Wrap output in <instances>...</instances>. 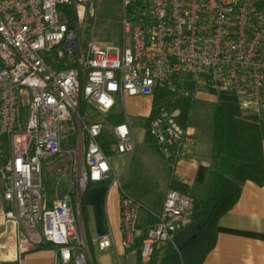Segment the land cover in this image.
<instances>
[{
  "label": "built area",
  "instance_id": "built-area-1",
  "mask_svg": "<svg viewBox=\"0 0 264 264\" xmlns=\"http://www.w3.org/2000/svg\"><path fill=\"white\" fill-rule=\"evenodd\" d=\"M261 0H121L119 45L97 41L85 21L98 0H0V180L9 207L19 252L39 241L56 249L64 264H88L86 245L69 199L45 205L40 160L61 151L59 126L76 123L85 170L68 174L69 190L77 194L86 182L107 176V155L96 141L102 121L84 122L79 100L108 111L115 97L152 96L157 89L173 91L174 81L187 77L195 89L235 97L241 115L264 112V5ZM74 8V23L60 18L58 7ZM62 13V12H61ZM21 89L27 111L21 114ZM178 108L160 109L147 122L152 145L173 173L178 160L196 143L193 129L178 122ZM4 140V141H3ZM107 141L113 152H131L127 122L112 126ZM190 195L169 188L155 220L136 226L140 205L121 193V245L141 237L139 254L149 259L153 245L171 242L189 222ZM108 235L97 239L102 250Z\"/></svg>",
  "mask_w": 264,
  "mask_h": 264
},
{
  "label": "crops",
  "instance_id": "crops-1",
  "mask_svg": "<svg viewBox=\"0 0 264 264\" xmlns=\"http://www.w3.org/2000/svg\"><path fill=\"white\" fill-rule=\"evenodd\" d=\"M261 1L264 5V0ZM20 94L21 101L27 102L26 89H21ZM152 98L153 95H117L114 105L106 112L81 98L86 106V118L102 121L104 128L107 120L110 129L116 123L127 122L133 137V149L131 152L111 151L107 146L111 132L104 141H98L101 147L107 148L104 152L109 172L100 180H88L78 194L69 190L68 174L71 169L77 173L85 170L84 144L82 154L81 147H76L74 141L70 144L61 140L59 153L40 160V170L42 164L50 160L49 169L54 171L51 175L53 189L59 191V196L44 197L45 205L49 206L59 199L70 200L76 226L87 247L88 264H138L140 236L132 246L121 245L119 200L122 192L139 203L136 226L141 230L155 220L169 188L188 194L192 199L198 198L217 172L218 162L210 157L211 128L207 133L187 124L193 129L196 143L190 155L179 159L175 171L171 173L166 160L152 145L146 133ZM117 100L122 102V111L116 107ZM256 117L264 167V112ZM65 165L68 169L62 179L59 168ZM64 180V185L60 187ZM40 182L42 192V177ZM1 188L0 180V262L64 264L53 246L39 247L42 244L39 241L31 243L26 251L19 252L12 222L3 214L9 205L2 198ZM101 234L108 235L111 240L110 246L102 250L97 247V239ZM212 240L200 264H264V182L257 184L246 180L242 183L237 201L218 217Z\"/></svg>",
  "mask_w": 264,
  "mask_h": 264
},
{
  "label": "trees",
  "instance_id": "trees-1",
  "mask_svg": "<svg viewBox=\"0 0 264 264\" xmlns=\"http://www.w3.org/2000/svg\"><path fill=\"white\" fill-rule=\"evenodd\" d=\"M58 9L60 18L64 19L68 26H72L75 18L73 6L62 4ZM152 99L151 113L147 122L160 109L178 108L180 111L179 124L187 125L188 97L173 96L166 89H157ZM81 101L80 98L79 113L81 117H86L84 115L86 106ZM213 109L210 157L218 162V168L205 192L193 199V205L188 214L189 221L196 222L197 232L180 249L175 248L171 242L155 243L149 259L144 262L139 256L138 264H200L213 243L212 236L218 217L237 201L242 183L246 180L257 184L264 182L262 143L257 117L242 116L235 97L228 93H219L215 96ZM102 148L104 151L107 149L105 146ZM139 242H141V237ZM205 244L206 248L202 251ZM47 245L42 243L39 247ZM0 264L17 263L2 261Z\"/></svg>",
  "mask_w": 264,
  "mask_h": 264
},
{
  "label": "rangeland",
  "instance_id": "rangeland-1",
  "mask_svg": "<svg viewBox=\"0 0 264 264\" xmlns=\"http://www.w3.org/2000/svg\"><path fill=\"white\" fill-rule=\"evenodd\" d=\"M121 16V0H98L97 8L94 15L85 21V28L89 31V35L97 41L119 45L122 37V27L120 24ZM176 82V83H175ZM175 89L168 91L170 95L188 97L189 111L187 115V124L199 128L201 131L208 133L211 128L212 110L215 104L214 94L201 89L194 88V82L190 78H186L181 84L174 81ZM163 100V98H161ZM122 102L117 100L116 107L121 109ZM27 111V104L25 100L21 101V114L24 115ZM122 111V109H121ZM84 122L90 123L94 121L82 116ZM107 122H109L107 120ZM106 122L104 131L96 137V141H104L111 132L110 124ZM60 138L63 142L66 140L70 144L76 139V123L74 120L62 121L59 126ZM50 160H47L41 166L42 177V195L47 198H54L59 196L58 189H53L52 172L49 169ZM68 169L67 165L59 168L65 178V172ZM52 173V174H51ZM65 180L60 183L62 187ZM206 248L203 246L202 251ZM198 258V257H196Z\"/></svg>",
  "mask_w": 264,
  "mask_h": 264
},
{
  "label": "water",
  "instance_id": "water-1",
  "mask_svg": "<svg viewBox=\"0 0 264 264\" xmlns=\"http://www.w3.org/2000/svg\"><path fill=\"white\" fill-rule=\"evenodd\" d=\"M196 229L197 224L193 220L186 223L180 231L175 232L171 239L175 248L180 249L184 247L195 236Z\"/></svg>",
  "mask_w": 264,
  "mask_h": 264
}]
</instances>
